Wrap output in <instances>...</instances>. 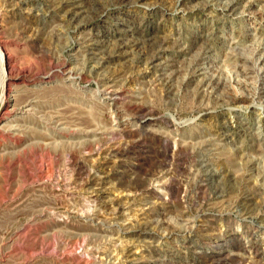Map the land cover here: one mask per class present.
Listing matches in <instances>:
<instances>
[{
	"label": "rangeland",
	"instance_id": "obj_1",
	"mask_svg": "<svg viewBox=\"0 0 264 264\" xmlns=\"http://www.w3.org/2000/svg\"><path fill=\"white\" fill-rule=\"evenodd\" d=\"M71 1L0 0L14 73L47 88L37 134L0 101V264H264V0ZM41 144L55 171L27 181Z\"/></svg>",
	"mask_w": 264,
	"mask_h": 264
},
{
	"label": "bare ground",
	"instance_id": "obj_2",
	"mask_svg": "<svg viewBox=\"0 0 264 264\" xmlns=\"http://www.w3.org/2000/svg\"><path fill=\"white\" fill-rule=\"evenodd\" d=\"M76 3V0H72L71 1V5H73V6H79V5H77V4H75ZM80 4V3H79ZM77 7H70V9H69V11H68V13H69V15H71V18L72 17H74L75 15H78L80 12H81V10H79ZM81 14V13H80ZM74 19V18H73ZM64 63V62H63ZM69 63V62H68ZM65 64V63H64ZM51 65V64H50ZM54 65H56V64H54ZM53 64L51 65V66H54ZM61 66H62V64H61ZM14 66L13 65H11V58H10V55L7 53V51H6V49H5V47H4V45H3V42L0 40V101H2V100H4L5 98H8L9 99V104H8V106H6L7 108H6V110L4 111V114H7V115H11L12 114V112H13V110H14V107H15V105H17V104H20L21 106H23V114H20L19 116H18V118L20 119V121L21 120H23L24 121V129H30V131L32 130V132L33 133H35V134H37L38 133V131H33V130H36V129H34V127H35V122H40V123H42V125L44 124V126L46 125V122L44 121V120H42V118L41 117H43V116H39L38 114H37V111H36V107L34 106V104H32V100H31V98H30V95H31V93L33 92V91H36L37 90V92L38 93H41L43 90H46L47 88L45 87V85L44 84H40V85H38V84H36L35 83V81H31L30 79L28 80V79H25L24 77H21L20 75L18 76L17 74H15L14 73V69L15 68H13ZM68 69H69V67H67ZM19 69V68H18ZM21 69V68H20ZM23 69H25V68H23ZM72 70V69H71ZM19 71V70H18ZM19 72H22V70L21 71H19ZM25 72V71H24ZM27 74H29V73H27ZM68 75H71V73L70 74H68ZM34 76H35V74H34ZM52 75H47L46 77V79H48L49 77H51ZM54 76V75H53ZM72 76V75H71ZM32 77V76H31ZM28 78V77H27ZM35 78V77H34ZM71 78V77H70ZM73 78V77H72ZM64 79V78H63ZM75 79V78H74ZM46 82H47V84L49 83V81L48 80H45ZM56 81V80H55ZM19 82H21V83H19ZM58 82V81H57ZM68 83V82H67ZM72 83V82H71ZM22 84V85H21ZM63 84H65V83H63ZM67 85V84H66ZM68 85H70V84H68ZM72 85V84H71ZM20 86L21 87H23V90H25V91H27L28 92V98H26V99H22L21 100V97H20ZM77 89V88H76ZM41 90V91H40ZM99 92H100V90H99ZM98 94V93H97ZM23 95H25V94H23ZM103 95V94H102ZM11 97L13 98V103H11L10 102V99H11ZM24 97V96H23ZM101 97V96H100ZM39 100V99H38ZM34 101V100H33ZM11 103V104H10ZM1 105V104H0ZM11 106V107H10ZM61 108V107H60ZM65 110V109H64ZM66 111V110H65ZM45 113V112H44ZM43 115V114H42ZM72 115V114H71ZM45 116V115H44ZM47 116V115H46ZM63 117V116H62ZM67 117V116H66ZM57 118H58V115H57ZM9 119H10V117H9ZM46 119V118H45ZM59 119V118H58ZM65 119V118H64ZM8 120V119H7ZM48 120H50L49 118H48ZM52 120V119H51ZM57 120V119H56ZM59 120H61V119H59ZM59 120L57 121V122H59ZM11 121V120H10ZM17 121V120H16ZM6 122V121H5ZM13 122V121H12ZM55 122V121H54ZM54 122H52V123H54ZM56 122V124L57 125H59L58 123ZM63 122V121H62ZM10 123V122H9ZM16 123V122H15ZM18 123V122H17ZM20 123V122H19ZM22 123V122H21ZM20 123V124H21ZM28 123V124H27ZM68 123V122H67ZM70 123V122H69ZM103 123V122H102ZM104 124V123H103ZM28 125H32V126H28ZM54 125H55V123H54ZM57 125H55V126H57ZM64 125V124H63ZM66 125H68V124H66ZM14 126V125H13ZM70 126V125H69ZM74 126V125H73ZM72 125H71V128L73 127ZM9 127V126H8ZM58 127V126H57ZM75 127V126H74ZM0 128H1V126H0ZM4 127H2V130H4L3 129ZM10 128H11V126H10ZM12 128H14V127H12ZM43 128V127H42ZM70 128V127H69ZM90 127H88V129H89ZM6 129V128H5ZM22 127L21 126H19V125H17V126H15V128L13 129V130H11L10 132H8V130H7V135H5V136H8L10 139H11V141H12V143H13V145H14V147H21L22 145V140H23V138H22V134H21V132H22ZM45 129V128H44ZM49 129V128H48ZM76 129V128H75ZM74 129V130H75ZM101 130V129H100ZM5 131V130H4ZM28 131V130H27ZM84 131H86V130H84ZM49 132V131H48ZM0 133H1V131H0ZM28 134H31V133H28ZM50 134V133H49ZM52 135V134H51ZM0 136H4V134H0ZM36 138V137H35ZM57 138V137H56ZM60 138V137H59ZM73 138V137H72ZM39 139H41V138H39ZM30 140H32L31 138H30ZM37 140H38V138H37ZM28 141V140H27ZM42 141H43V139H42ZM45 142V141H44ZM54 142V141H53ZM67 142V141H66ZM43 143V142H42ZM54 144V143H53ZM21 145V146H20ZM23 146H24V144H23ZM7 147V146H6ZM0 149H2V151L1 152H3V150H5V147L0 143ZM7 149V148H6ZM11 149H12V147H11ZM20 149V148H19ZM23 149V148H22ZM8 150V149H7ZM67 154H68V152H67ZM66 154V155H67ZM87 154V153H86ZM75 156V155H74ZM55 157V153H53L52 151H50V150H48V149H46V148H44L43 146H42V144L40 145V148H35V149H33V148H31V149H29V150H26V149H24L23 151H22V154H19L18 156H17V158L13 161L14 163H16V164H19V167L21 168V171H22V173H23V177H24V179L25 180H27V181H35V180H37V179H41V178H43L44 176L45 177H47L46 175H48L49 174V179H50V175H52L53 173H54V171H55V167H54V158ZM78 156H76V158H77ZM72 158V157H71ZM49 160L50 161V163H49V165H48V167H46L45 166V168H42V167H39V169H38V167L36 168V170H32V168H34V167H36L35 165H36V162L39 160L40 161V163L41 162H44V160ZM69 159V158H68ZM78 161V160H77ZM76 162V161H75ZM6 163V162H5ZM8 163V162H7ZM13 164V163H12ZM41 164H43V163H41ZM74 164V163H73ZM8 164H6V166H7ZM78 165V164H77ZM40 166H42V165H40ZM72 166V165H71ZM81 166V165H80ZM85 166V165H84ZM8 167V166H7ZM83 167V166H82ZM80 168V167H79ZM82 169V168H81ZM88 169V168H87ZM75 171V170H74ZM98 171V170H97ZM96 171V172H97ZM66 172V171H65ZM67 172H69V171H67ZM66 172V173H67ZM91 172V171H90ZM89 172V173H90ZM95 172V173H96ZM65 173V174H66ZM64 174V176L66 177V175ZM100 175V174H99ZM68 176V175H67ZM89 176V175H88ZM92 176V175H91ZM68 178H69V176H68ZM23 179V180H24ZM44 179H46V178H44ZM97 179H98V177H97ZM51 180V179H50ZM65 181H67L68 182V180H67V178H66V180ZM74 181H75V179H74ZM25 183H26V181H24ZM38 182V181H37ZM40 182V181H39ZM97 186V185H96ZM100 187V186H99ZM73 194V193H72ZM89 196V195H88ZM91 197V196H90ZM100 198V197H99ZM88 199V198H87ZM96 200V199H95ZM88 201V200H87ZM91 201V200H90ZM95 202V201H94ZM119 202V201H118ZM115 204V203H114ZM117 205V204H116ZM82 207V206H81ZM48 208V207H47ZM44 209V208H43ZM54 209V208H53ZM117 209V208H116ZM56 211V210H55ZM117 211H118V209H117ZM63 212V211H62ZM69 213V212H68ZM40 214V213H39ZM79 214H81V213H79ZM51 216V215H50ZM59 216V215H58ZM32 218V217H31ZM69 219V218H68ZM27 223V222H26ZM31 223V222H30ZM24 225V224H23ZM31 225H32V223H31ZM26 226H27V224H26ZM25 227V226H24ZM17 235V234H16ZM37 238V237H36ZM45 240V239H44ZM47 244V243H46ZM41 245H42V243H41ZM23 246V245H22ZM46 247V246H45ZM23 248L27 251V252H32L33 253V251L35 252V253H37V250H36V248H35V245L33 244V245H30V244H28V245H24L23 246ZM42 249H45L44 248V246H42ZM36 250V251H35ZM42 251V250H41ZM31 253V254H32Z\"/></svg>",
	"mask_w": 264,
	"mask_h": 264
}]
</instances>
